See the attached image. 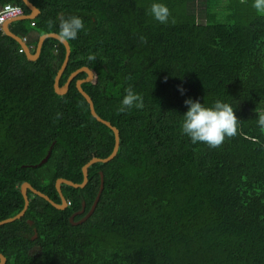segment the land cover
Segmentation results:
<instances>
[{"label":"trees","instance_id":"trees-1","mask_svg":"<svg viewBox=\"0 0 264 264\" xmlns=\"http://www.w3.org/2000/svg\"><path fill=\"white\" fill-rule=\"evenodd\" d=\"M30 1L38 14L9 28L31 51L60 17H83L59 84L82 65L93 70L81 86L118 128L119 146L88 166L83 186L61 183L63 208L27 189L24 213L0 224L3 264H264V132L254 111L264 109V15L252 0H203L202 21L189 0H165V23L151 16L152 0ZM15 5L29 12L23 0H0V10ZM64 51L48 36L28 59L0 28V219L22 208L23 181L60 202L56 178L80 182L82 165L112 150L111 128L76 88L86 73L64 93L53 87ZM128 87L143 106L118 111ZM188 96L234 99L237 134L192 143L180 128ZM101 182L94 211L72 223Z\"/></svg>","mask_w":264,"mask_h":264},{"label":"clouds","instance_id":"clouds-1","mask_svg":"<svg viewBox=\"0 0 264 264\" xmlns=\"http://www.w3.org/2000/svg\"><path fill=\"white\" fill-rule=\"evenodd\" d=\"M252 6L258 14L264 15V0H252ZM149 11L151 16L161 23L167 22L170 16V9L165 0H152ZM48 23L51 26L53 21L50 20ZM55 23L58 36L64 41L75 40L79 32L85 29L83 17L76 13L60 17ZM88 59L94 60V54L90 53ZM180 91L183 92L182 87ZM183 102L187 108L182 113L180 128L192 143L205 142L215 147L220 145L225 137L237 134L240 119L234 111L236 104L234 99L216 98L211 103H205L188 96ZM142 106V94L128 87L120 99V107L117 110L125 111L126 108H141ZM254 111L256 112V123L261 132H264V109L255 108Z\"/></svg>","mask_w":264,"mask_h":264},{"label":"water","instance_id":"water-1","mask_svg":"<svg viewBox=\"0 0 264 264\" xmlns=\"http://www.w3.org/2000/svg\"><path fill=\"white\" fill-rule=\"evenodd\" d=\"M23 2L29 8V12L25 13V14H22V15H18V16H14V17L6 19L5 21L2 22L1 29L4 31V33H6L7 35L13 37L20 44L21 49L24 51V53H25V55H26V57L28 59H36L39 56L43 40L46 37H48V36L55 37L59 41H61L63 43L64 50H65L64 51V57H63V60H62V62L60 64L55 76H54V80H53V87H54L55 91L57 93L66 92L67 89H68L69 82L71 81V79L78 72L84 71L86 73V75L84 77H82V78H77L75 80L76 88L81 92V94L84 96V98L88 102L90 113L97 120L103 122L104 124H106L107 126H109L111 128V130L113 132V136H114V143H113V147H112L111 152L107 156H104V157L92 156L86 163H84L82 165L81 170H82L83 178H82V180L80 182H74V181H72L70 179H67V178L61 177V176L56 178L55 187H56V189L58 191V194H59V197H60V202L52 200L46 193H44V192L40 191L39 189L35 188L28 181H23L21 183V185H20V191H21L22 196H23V206H22V208L17 213H15L14 215L5 217L3 219H0V224H2L4 222H7V221H10V220H13V219H15L17 217H20L24 213V211L26 210V208L28 206V202H29V198H28V195H27V189H30L33 193H36V194L42 196L43 198L47 199L51 204H53L54 206H56L58 208L65 207L66 206V198L63 195L62 190H61V183H67V184H70V185L76 186V187L77 186H83L86 183V181H87L88 166L91 163L96 162V161H107V160L111 159L116 154L118 146H119V131H118V128L115 125H113L109 120L101 117L96 112L91 96L81 86L82 82L89 81V80H91L93 78V75H94L93 70L90 69L86 65H82V66L74 69L73 71H71L69 73V75L67 76L66 80L62 84H59V78H60L64 68L66 67V64H67L68 59H69L70 45H69L68 41L61 40L60 37L58 36V33L55 32V31L44 32V33H41L38 36L35 49L33 51H31L30 46L27 44V42L20 35L15 34L14 32H12L10 30L9 23L11 21L16 20L18 18H33L39 12V9L30 0H23ZM49 151H50V148H48V150L45 153V155L39 160V162H38L39 164L44 162L47 159V157L49 155ZM100 174H101V177H102V172H100ZM101 189H102V182H101V184L99 186L98 192H97V194H96V196H95L90 208L85 212V214H83L77 220H73V216L76 214L75 212H73L70 215L69 218H70V221L72 223H78V222L84 221L94 211L95 206L97 204V201L99 199V194H100ZM83 209H84V204L82 205V208L77 213H80L81 211H83ZM5 260H6L5 255L2 252H0V264H3L5 262Z\"/></svg>","mask_w":264,"mask_h":264},{"label":"rangeland","instance_id":"rangeland-1","mask_svg":"<svg viewBox=\"0 0 264 264\" xmlns=\"http://www.w3.org/2000/svg\"><path fill=\"white\" fill-rule=\"evenodd\" d=\"M188 10L196 14L198 21H202L204 19L205 7L203 0H189ZM31 36L33 37L34 33H32V35L30 34V37Z\"/></svg>","mask_w":264,"mask_h":264},{"label":"built area","instance_id":"built-area-1","mask_svg":"<svg viewBox=\"0 0 264 264\" xmlns=\"http://www.w3.org/2000/svg\"><path fill=\"white\" fill-rule=\"evenodd\" d=\"M22 14L23 12L21 8L16 5L3 8L2 10H0V27H1L2 22L5 21L6 19L14 17V16L22 15ZM22 38L26 40L24 36ZM67 203H69V201H67Z\"/></svg>","mask_w":264,"mask_h":264},{"label":"flooded vegetation","instance_id":"flooded-vegetation-1","mask_svg":"<svg viewBox=\"0 0 264 264\" xmlns=\"http://www.w3.org/2000/svg\"><path fill=\"white\" fill-rule=\"evenodd\" d=\"M80 210V209H79ZM79 210H77V211H75V213H77ZM84 210V209H83ZM81 212H83V211H81ZM83 214H85V213H83Z\"/></svg>","mask_w":264,"mask_h":264},{"label":"crops","instance_id":"crops-1","mask_svg":"<svg viewBox=\"0 0 264 264\" xmlns=\"http://www.w3.org/2000/svg\"><path fill=\"white\" fill-rule=\"evenodd\" d=\"M31 49V48H30Z\"/></svg>","mask_w":264,"mask_h":264}]
</instances>
